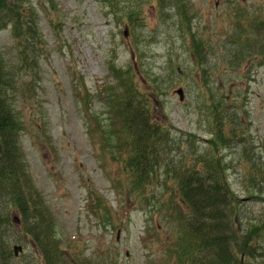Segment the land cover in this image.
Listing matches in <instances>:
<instances>
[{"label":"rangeland","instance_id":"1","mask_svg":"<svg viewBox=\"0 0 264 264\" xmlns=\"http://www.w3.org/2000/svg\"><path fill=\"white\" fill-rule=\"evenodd\" d=\"M182 1L190 7V23ZM30 2L36 6L46 52L37 66H28L31 71L15 75L26 129L21 142L65 264H176L170 249L177 252L174 239L184 231L176 211L184 209L187 217L189 210L164 166L143 187V195L130 191L119 119L106 108L117 87L116 69L132 65L134 80L149 95L161 124L189 143L210 138V90L225 94L229 110L245 122L246 135L264 161V55L262 38L252 36L259 26L255 17L264 22V0H26L24 5ZM129 6L142 10L136 22L140 26L129 22ZM242 13L252 24L242 17L244 23H239ZM241 32L247 36L237 46ZM191 33L204 42L201 55L210 62L205 77ZM250 38L254 46L246 44ZM0 47L16 71L20 62L12 29L0 32ZM248 50L253 52L246 56ZM159 79L163 92L154 91ZM178 88L184 89V100ZM180 148L189 149L185 144ZM222 153L232 164V189L243 199L241 232L264 217V203L250 199L252 162L237 149ZM114 154L118 160H112ZM254 187L264 188V183ZM18 238L15 243H22L24 251L13 264H48L38 248ZM261 262L264 257H251L252 264Z\"/></svg>","mask_w":264,"mask_h":264},{"label":"trees","instance_id":"2","mask_svg":"<svg viewBox=\"0 0 264 264\" xmlns=\"http://www.w3.org/2000/svg\"><path fill=\"white\" fill-rule=\"evenodd\" d=\"M25 1L0 0V31L12 27L19 62L23 63L15 71L0 47V264H13L12 245L20 236H23L22 239L30 237L48 264H65L60 239L52 232L49 209L30 174L21 142L26 129L18 112L20 84L15 75L22 69L31 71L28 66H37L46 52L35 6L31 3L25 6ZM182 3L185 22L190 23L191 17L186 12V8L190 7L184 1ZM132 7H127L128 16L135 20L137 12L141 19L142 10L135 11ZM246 16V13H242L238 18L239 23L247 21ZM255 21L259 26L253 23L256 28L251 35L262 38L260 48L263 57L264 22L258 16ZM191 34L195 60L205 77L210 74V62L201 55L204 42L198 40L194 33ZM239 34L237 46H241V40L247 36L245 32ZM248 43L254 46L255 41L250 38ZM251 52L253 50H248L246 56ZM262 63L264 65V60ZM116 77L117 87L112 88L113 93L108 96L106 108L119 119L127 153L125 163L130 191L143 195V187L149 185L152 177L162 172L164 166L163 173L174 176L178 196L189 210L187 217H184V209L176 211L184 230L174 239L177 252L170 249L171 255H176V264H252L251 257H264V247L259 244L261 239L264 240V217L260 222L252 220L241 232L237 229L243 199L232 189L229 182L232 164L222 150L228 152L237 149L240 156L252 162L250 176L247 174L253 188L250 191L254 193L250 199L263 203L264 188H255L254 185L264 183V161L256 154L254 140L246 135L248 129L244 126L245 122L241 117L236 120L237 112L231 113L229 110L225 94L215 95L210 90L206 103L212 119L209 123L210 138L207 142L195 139L194 143H189L190 139L170 133L161 124L152 110L149 95L134 80L132 65L131 68L116 69ZM155 82L154 91L163 92L160 79ZM107 135L111 137L112 133ZM181 144L191 150L180 148ZM233 154V151L229 152V159ZM118 157L114 154L112 160H118ZM174 201L177 202L173 200L172 203ZM15 215L21 219L20 226L14 223Z\"/></svg>","mask_w":264,"mask_h":264},{"label":"water","instance_id":"3","mask_svg":"<svg viewBox=\"0 0 264 264\" xmlns=\"http://www.w3.org/2000/svg\"><path fill=\"white\" fill-rule=\"evenodd\" d=\"M179 93L181 94V98L183 97V95H182V90H179ZM21 249V247H16V253L19 251Z\"/></svg>","mask_w":264,"mask_h":264},{"label":"bare ground","instance_id":"4","mask_svg":"<svg viewBox=\"0 0 264 264\" xmlns=\"http://www.w3.org/2000/svg\"><path fill=\"white\" fill-rule=\"evenodd\" d=\"M257 183V182H256Z\"/></svg>","mask_w":264,"mask_h":264}]
</instances>
